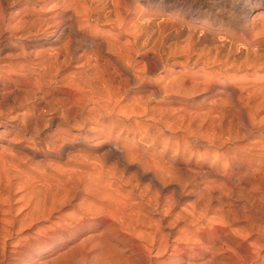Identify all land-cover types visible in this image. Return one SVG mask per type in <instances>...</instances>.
<instances>
[{
	"label": "bare ground",
	"instance_id": "1",
	"mask_svg": "<svg viewBox=\"0 0 264 264\" xmlns=\"http://www.w3.org/2000/svg\"><path fill=\"white\" fill-rule=\"evenodd\" d=\"M151 2L0 0V120L13 122L3 129L20 134L18 124L26 122L58 128L44 147H31L20 136L0 138L2 256L7 238L17 239L23 230L48 221V226H36L37 235L63 237L89 264H179L187 244L193 245L187 264H264V222L247 223L245 237L238 239L239 234L225 228L230 226L223 221V205H211L209 195L217 191L214 183L229 187L231 198L240 189L258 205L252 215H264V54L248 51L237 58L229 33L214 46L198 41L199 48L195 29L182 33L180 27L176 35L170 33L175 36L170 47L167 31L174 24L168 14L156 13ZM263 14L259 11L257 17ZM261 24L253 36L264 34ZM23 86L36 94L20 90ZM234 118L244 135L255 134L247 144H239L242 139L232 130ZM88 140L103 147L100 158L113 160L110 168L84 154L91 150ZM57 148H79L75 163L71 157L74 169L67 170L88 180L83 184L88 198H81L77 214L57 220L59 224L50 220L57 192L48 187L54 184L43 183L47 188L41 196L48 202L41 204L40 180L21 168L22 156L11 153L16 149L29 158H45ZM130 165L132 176L146 186L125 178ZM186 172L212 179L203 186L207 204L194 200L178 208ZM15 185L24 193L18 198L22 206L14 209L9 194ZM165 191L170 200L162 199ZM221 194L226 197L225 191ZM167 218L172 219L168 228L163 225ZM178 221L185 225L177 226ZM92 228L94 233L85 234ZM251 235L256 243L246 242ZM38 238H18L16 245H35Z\"/></svg>",
	"mask_w": 264,
	"mask_h": 264
},
{
	"label": "rangeland",
	"instance_id": "2",
	"mask_svg": "<svg viewBox=\"0 0 264 264\" xmlns=\"http://www.w3.org/2000/svg\"><path fill=\"white\" fill-rule=\"evenodd\" d=\"M150 2L152 4L153 9L156 11V13L164 14V15L168 14V16H170V23L174 24V25H171V27L169 26V30L167 31V33H169V38L172 41L175 38V36H172V35H174L176 33V29H178V27L181 28L182 33H184V32L189 33L190 28L195 29L196 34H194V36H195L194 39L195 38L197 39V41L195 40L196 43L198 41L201 42L202 45H203V43H205L206 44V45L204 44L205 47L207 46V44H209L207 47H210V45L214 46L215 44L216 45L220 44L222 42V40L219 38H221L225 33H227V34L229 33L230 35H232L231 37H232V41H233L234 55L237 58L238 57L243 58L246 55V52H248V51H249L248 53L251 56L253 55V52H256L257 56H259V57H261L262 54H264V34H259L257 36H253V34H252V32L254 30H256L254 32H257L258 30H260L261 26L259 25V23L260 24L262 23L261 25H264V21H263L264 20V18H263L264 14L260 18L257 17L259 11H264V0H150ZM160 2H162L164 4L163 9L160 8V5H161V4H159ZM253 19H255V20H253ZM250 20H253L254 23ZM246 30H247V32H245ZM248 30H250V31H248ZM248 32H250V33H248ZM170 33H174V34H170ZM204 33H205V35H204ZM184 35L186 36L187 34H184ZM201 35L204 37H202ZM205 36H207V37L205 38ZM170 39L168 41L169 45H170ZM210 39L213 41H211ZM183 40H184V38L181 39V41H183ZM172 43H174V41L171 42L170 47H172V45H173ZM201 44L199 43V45H198V47L200 46L199 48H201ZM246 44H249V45L247 46ZM167 45H168V43H167ZM246 48H248L249 50H247ZM190 71H194V69L191 68ZM19 89L20 90H22V89L23 90H31L34 94H36V92H35L36 90L34 88H30V87L26 88L25 86H23V87H19ZM36 97H38V96L35 95L34 98H36ZM44 116L47 117L46 115H44ZM2 122H3V120H0V130L2 131V132L0 131V133H1L0 138L9 139V138H12L14 136H20V138L27 140V142H28L27 144L31 147H34L39 143H41V145L43 147L46 146L48 143H50L53 140V137L55 136L54 132H56V130H58L57 127H55L51 124H48L47 122H42V123L35 125V126L28 124L26 122V123H23L24 125H22V123L18 124V125H20L19 128L22 130V133H20L21 134L20 135L18 133L16 134V132H13L9 129L8 130L3 129L5 124L11 125V124H13V122L6 121L5 123L3 122L4 124ZM232 130L236 134L238 139L239 138L242 139L239 142V144H245V143L247 144L248 140L251 137L255 136L254 133H249L247 135H244L239 128V125L236 121V118H234V120L232 122ZM243 139H245V141ZM88 143L91 145V146H89L91 150L87 149L89 151H87V150L84 151L85 152L84 154H86L88 152L87 156H89V155L91 157L93 156L94 159H96L95 156H97V158H99L98 159L99 163L101 161L102 165L104 164L105 166H107V168H110L113 164V160H107L106 161L105 159H101V158H103V154H104L103 147L98 142H96L95 140H92V141L88 140ZM92 144L96 148L93 149ZM15 150H13L11 153L16 158L19 156L18 158L22 159V157H23V161L25 162L24 165H23V163H21V165H20L21 168L27 172H30V174H32L31 176L35 177V180L36 179L40 180L39 182L36 181L38 184L40 182L42 184V186H41V184L38 185V188L40 190L39 192L41 193L40 199H41V201L43 200L41 202V204L44 201L48 202V199H44V195L41 196L45 192V187L47 188V186H44L43 183L46 182L45 184H47V182H51L54 184V188L48 187V191L57 192V194H56L57 198H56V204H55L56 208H55V211L53 212V214L51 215L50 220L54 221L55 223H58V221H59V223H62V221H64V218H65L66 221H69V216L77 214V212L82 207L81 205H82L83 199L88 198L87 197L88 193L86 192L87 190L85 187L86 186L85 184L87 183L88 180L86 181V178L82 177V175L79 174L78 172L74 173V172L68 171L69 169L73 168V165L71 164V163H73V162H71L72 159H73L74 163L77 161V158H75V157L77 156V154L79 152V148L78 149L77 148L66 149L65 151H67V152L60 151L59 148H57V150L55 149L56 152L53 151V154H52L53 156L49 155V156H45V158H42L39 156L29 158V156L28 157L25 156L24 152H22L20 150H16V151ZM0 152H1V150H0ZM74 154H76V155H74ZM186 154H188V152H186ZM238 154H240V153H238ZM25 157H26V159H25ZM67 157H70V159ZM71 157H72V159H71ZM41 159H42V161H40ZM74 159H76V160H74ZM69 160H70V162H68ZM96 161L97 160H95V162ZM45 164H47V165H45ZM106 164H108V165H106ZM130 166L131 167H129L127 169L128 171L126 170V172L124 173V176H125V178L128 177L130 182H133V184H135L137 181L132 176L133 175L132 172H134V167H133V165H130ZM36 169H37V171H34ZM117 169H118V171H120L121 167L120 168L118 167ZM64 172H66V173H64ZM69 172H71V173H69ZM188 173L189 172H186L185 175L183 173V175H182L183 180L181 179V175H179L181 182H182L181 185L184 186V187L181 186L182 195L184 197H182L181 200L179 201L178 204H181V205H178V208L182 207L183 205H188L190 202L192 203L194 200H195L194 202H197V204H207L208 200H209L208 199L209 196H207V193H208L207 189L203 186L206 185L207 182L212 181V179L211 180H210V178L204 179V177H203L204 175L200 176V175H193V174H190V173L188 174ZM190 175H191V177H190ZM76 176H77V178H76ZM187 176L190 178V180H188L189 178ZM66 177H67V179H66ZM132 177H133V179H130ZM200 178H201V180H200ZM54 179H57V180L61 179V180H58V182H57V180H54ZM206 179H208V180H206ZM62 180H64V182L66 181L65 184ZM54 181H56V183ZM75 181H77V183ZM205 181H207V182H205ZM12 182H14L16 184L17 181L13 180ZM60 182H63L61 184L64 187L60 184ZM79 182H80V184H79ZM185 182H186V184H183ZM190 182H192V184ZM204 182H205V184H204ZM58 183H59V185L62 186V188L59 185H57ZM137 183L138 184L142 183L141 185H139V187H141V188H142V186H146L145 181H141V183H139V181H138ZM199 183H201L202 185H200ZM189 184L192 186H190ZM216 184L217 183H214L213 186L217 187V188H215V191L216 190L217 191L215 193H209L210 197L212 198V199H210V204L216 205L218 202H220L219 205H221V206L223 205V208H222V213H223L222 215L224 216L223 221L225 222V224L230 226V227H227L225 225V228H227L228 230L231 229L230 230L231 232H229L230 234H232L235 237L239 234L236 238H238V239L241 238L240 235H242V238H243V237H245L244 236L246 233L245 230L247 229V227H244V225L248 226L249 222L251 223V225H253L257 221L264 222V215H256V216L252 215V212L258 211L259 208H258L257 203L249 200V195L245 194V192L242 193V191L240 189H238V191L237 190H235V191H236V193L238 192L239 194H237V196H235L236 193L233 192L235 197L232 195L233 197L231 198V196L229 195L230 193H227V192H230L229 187L218 184L222 188V190H221L218 187V185L216 186ZM56 185L59 186V188H57ZM12 186H14V184ZM12 186L10 188V191L12 192V194L9 191L10 192L9 195L11 197L10 198L11 200H12V198H14V199H13V201H11L10 204H14V205H12V207H14V209H15V206H16V208H20L22 206V202L19 203L18 198H21L23 196V193H24L23 189H19L16 185H15L16 187H14V188ZM190 187L193 189H191ZM239 187L241 188L242 186H239ZM188 188H190V189H188ZM185 190H187V192ZM190 190H192V191L194 190L195 194L193 192H191V194H193L192 196L189 193V197H185V195L188 192H190ZM218 190H219V193H217ZM224 191H225L226 197H227V195H229L230 197L229 196L227 198L224 196L221 197L222 196L221 193H223V195H224ZM218 194L220 196H218ZM169 195L171 196L170 192L165 191V193H163V195H162V199L166 198V196H167L166 199H169V197H170ZM81 198H82V201L80 200ZM228 198H231V199H228ZM182 199H184V200H182ZM15 200H16V202H15ZM16 203H18V204H16ZM230 203H232V206L229 205ZM233 204L235 205L234 207H233ZM246 204H248L250 206V208ZM241 206H242V209L244 208L243 210L241 209ZM229 207H230V209H229L230 211L228 210ZM238 207H239L240 211H239ZM235 210H237L239 212H237ZM235 212H237V214ZM69 213H71V214H69ZM224 213L226 215H224ZM263 214H264V209H263ZM258 216H263V217L259 218ZM62 217H63V219H62ZM252 217H254V218H252ZM253 220H257V221L254 222ZM169 224H172V219H169V218L165 219V221L163 222L164 227L166 226L168 228ZM261 224H263V223H261ZM46 225L47 226L49 225L48 221H40V224L37 223L36 225L32 226L31 228L25 229L21 233L18 234L17 239L19 238V239H21V241L26 239V237H28V236L29 237L31 236V238H38L39 237L38 238L39 242L35 245H34L35 242L34 243L32 242V244L31 243L29 244L30 246L25 244L26 246L24 247V245H23L24 242H22V245L21 246L19 245V247H18V245H16L18 243V241H17V239H15V236H13L14 238L11 237L9 240L7 238V240H6L7 246L5 248L6 252H4V255H3L4 257L1 255L2 250L0 248V250H1L0 251V256H1L0 257V264H48L49 262H50L49 264H51V262L53 264H89L88 258H86L87 260L84 261L82 259V256L76 250H73L72 247H70V246L67 247V245H69V244H66L65 239H63V237L62 238L58 237L57 239L55 237H53L54 239L49 237L50 240L48 238H46L47 239L46 240V239H44V237H42L43 233H42V235H40L41 232H39L40 234L38 233L39 234V236H38L36 228L37 227L43 228ZM183 225H185V224L182 221H178L177 226L183 227ZM219 226H218V228H223L221 225H219ZM244 228H246V229H244ZM32 229H33V231H32ZM101 229H102V227H100V226H99V228H97V230H99V231H101ZM240 229H241V231H242V229H244V232L243 231L241 232ZM95 230H96V228L89 229L87 232L85 231V234L94 233ZM168 231L170 233H173L174 230L173 229H171V230L170 229H168V230L164 229V232H168ZM28 232H30V233H28ZM33 232H35V233L33 234ZM235 232L237 233V235L234 234ZM31 233L33 235H31ZM219 238H221V237H219ZM40 240H42V241H40ZM0 241H1V238H0ZM47 241H48V243H47ZM254 241H255V243L258 241L254 235H251L248 239L246 238L247 243L252 244V242L254 243ZM0 244H1V242H0ZM20 244H21V242H20ZM11 245H13V246H11ZM253 245H251L252 248H253ZM7 247H8V249H7ZM182 247H184V245H182ZM192 247H193V245H191V244H187L185 246L186 250L184 251L183 259L181 260V262L179 264L191 263L190 262L191 260L187 259L186 254L190 253V249ZM11 251H13L14 253ZM19 251L20 252L22 251V252L20 253ZM16 252L18 254H16ZM66 252H67V254H66ZM69 252H70V254H69ZM196 252L200 253L197 250H196ZM8 253H9V255H8ZM260 253H261V255H264V251L260 252ZM104 254H105V252L103 253V255ZM90 256H91V253H90ZM2 258H3V260H2ZM130 260H132V258ZM120 263L122 264L121 261H119L118 264H120ZM123 264H125V263L123 262Z\"/></svg>",
	"mask_w": 264,
	"mask_h": 264
}]
</instances>
